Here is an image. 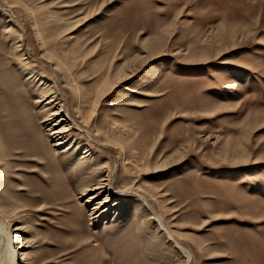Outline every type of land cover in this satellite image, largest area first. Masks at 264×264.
Masks as SVG:
<instances>
[{"label": "rangeland", "instance_id": "1", "mask_svg": "<svg viewBox=\"0 0 264 264\" xmlns=\"http://www.w3.org/2000/svg\"><path fill=\"white\" fill-rule=\"evenodd\" d=\"M0 218L20 264H264V0H0Z\"/></svg>", "mask_w": 264, "mask_h": 264}, {"label": "bare ground", "instance_id": "2", "mask_svg": "<svg viewBox=\"0 0 264 264\" xmlns=\"http://www.w3.org/2000/svg\"><path fill=\"white\" fill-rule=\"evenodd\" d=\"M10 33V29L7 31V34ZM45 45V44H43ZM21 47V46H20ZM19 48V47H17ZM18 51H22V49H19ZM48 52V51H47ZM30 64L26 65V67H28ZM31 70V69H30ZM30 70H26L24 71L25 73H27L28 75V79L31 80V79H34L36 80L38 78V72L36 71V69H34L33 71H30ZM55 72V71H54ZM105 77V76H104ZM104 79V78H103ZM40 81V79H38V82ZM41 85H45L43 84L42 81H40ZM51 91V90H50ZM53 91V90H52ZM74 93V92H73ZM56 94V93H54ZM80 96V95H79ZM46 98V99H45ZM51 97H48V93H45L44 97L42 99H40L37 103H43V102H48V100H50ZM53 102H55V100H50L48 102V104H53ZM81 106V105H80ZM66 112L65 110V107L64 105H61L60 104V107H57V111L54 112V115L52 116H55V117H60V124L59 123H54V126L55 127H59L62 125V123H66V127H64L63 129L61 130H58L59 128H52L51 130L49 131H52V135L51 136H56V138H60L62 135H65V134H68L72 131H77L78 134L82 135V134H85L89 140L95 144H97L96 146L95 145H92V144H89L87 145V149L84 153V155L81 157L82 160H85L87 159L88 157L92 156V154L96 151V148L97 146H99L100 148H107L110 150V145L109 144H106L104 143L103 141L106 139V134L104 131H102V129H98L97 131H94L92 129V125H91V121L90 119H85V121H83L82 123L80 122H77L73 116H71V114L69 113L68 116H70L69 118H65L64 116V113ZM82 113V112H81ZM68 114V113H67ZM94 121V120H93ZM46 121L44 120L43 123H45ZM53 136V137H54ZM70 137V136H69ZM79 139V135L77 136ZM69 139V138H68ZM109 139V138H108ZM68 140H63V139H59L55 144H54V147H60L62 146L63 144H65L64 142H67ZM108 142H111L112 144L114 145H118L120 146L121 148V152H122V158H123V161H122V164H123V167L124 166H127L129 165L131 162H129V158H130V154L132 155V149H129L127 150L128 148L125 147V146H122L120 144L117 143V141H113L112 139H109ZM80 142H78L79 144ZM82 146V145H80ZM79 146V148H81ZM67 149V150H66ZM66 149L62 150V152H60L61 154H64L66 153L68 150H70V147H66ZM135 149V148H134ZM64 157V156H63ZM125 157V158H124ZM71 157H69L70 159ZM118 160V159H117ZM101 162V161H100ZM118 162V161H117ZM93 164V163H92ZM99 164V163H98ZM109 169H110V166L109 164H105L102 168L100 169H97L96 170H93L91 167H89V170L90 172L89 173H85V176H87L88 179H94V177L96 176H100V174L105 177H101L103 179H100L98 182H97V187L95 189V191H98V194L94 195L91 199L93 201L91 202H94V201H99L100 198L105 194L106 190H110V186H111V183H105V182H109L110 181V176H113V171L111 173H109ZM117 175V173H116ZM114 175V176H116ZM95 177V178H96ZM98 178V177H97ZM97 181V179H96ZM134 190H132V188H127L124 190V192H132ZM135 192V191H134ZM133 192V193H134ZM138 192V191H137ZM135 192V193H137ZM139 193V192H138ZM143 201H144V204L146 205L147 209L151 212L150 216H149V219L148 221L149 222H156L160 229H163L164 231H166V226L165 224L163 223L162 221V218L155 214L153 209H151L150 205L147 203V200L142 196ZM142 201V202H143ZM90 202V201H89ZM108 201H103V202H100L98 203L99 205L94 209V212L95 211H98L99 208H102V207H105L106 204H107ZM115 206H121V204H119V201L115 202ZM93 212V214H94ZM0 248L2 249V251H0L1 255H2V258H1V262H3L4 264H20V255H19V252L17 251L16 247L14 246V243H13V234L12 232L5 226L4 222L2 221V219L0 218ZM3 237V238H2ZM187 258H190L187 257ZM23 261V260H22ZM21 261V262H22ZM190 261V259L188 260ZM0 262V263H1Z\"/></svg>", "mask_w": 264, "mask_h": 264}]
</instances>
